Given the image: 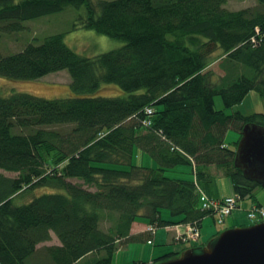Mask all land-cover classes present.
Returning <instances> with one entry per match:
<instances>
[{"label":"trees","instance_id":"16d2710c","mask_svg":"<svg viewBox=\"0 0 264 264\" xmlns=\"http://www.w3.org/2000/svg\"><path fill=\"white\" fill-rule=\"evenodd\" d=\"M227 4L0 0V37L24 30L27 20L75 7L85 9L75 27L125 41L85 56L59 32L21 51L0 52L1 76L34 81L63 69L71 75L69 96L0 92V169L18 173L0 172V264H116L115 253L140 240L131 229L143 219L149 242L159 227L183 224L200 231L208 215L217 222L215 209L204 208L201 197V190L211 193L215 168L231 176L238 203L254 196L261 185L234 160L244 126H264V112L228 113L216 108L215 97L222 96L225 108L251 90L264 98V0L239 9ZM105 84L126 94L102 95ZM231 130L239 136L228 142ZM136 148L156 166L134 164ZM177 166L189 167L193 177L166 174ZM42 187L61 191L14 203ZM163 209L173 218H163ZM104 219L111 220L107 229ZM52 233L61 244L41 248ZM175 240L193 243L186 234Z\"/></svg>","mask_w":264,"mask_h":264},{"label":"rangeland","instance_id":"374dc122","mask_svg":"<svg viewBox=\"0 0 264 264\" xmlns=\"http://www.w3.org/2000/svg\"><path fill=\"white\" fill-rule=\"evenodd\" d=\"M93 1L97 3L99 0ZM227 5L231 9H239L242 7L256 5V0H228ZM80 14H85V9L69 7L62 12L27 20L25 22L26 28L24 30L15 33H4L1 35L0 52L7 55L21 51L28 43H40L46 36L59 32L65 33V41L71 48L85 56H94L111 49L119 48L125 44V41L122 39L111 37L94 29H88L82 26L75 27V23L77 22ZM213 68L217 71V73H223L217 63L213 64ZM70 83L71 75L68 69L53 72L44 78L34 81L16 80L0 75V92L4 95L10 94L11 92H29L44 98L52 99L69 96L71 94ZM101 92L104 93L102 95L107 96L126 94L122 88L116 84H105ZM215 105L217 109H226L228 113L235 111H241L244 114L264 112V98L258 90H251L241 103L236 104L231 108H225L222 96L218 95L215 97ZM238 136L239 134L237 132L233 130L229 131L227 135L228 142H233ZM139 151H141L142 155L137 157V155L134 154L133 163L141 166L152 167L148 162L149 159L152 160L153 158L143 149H139ZM154 166H156V163ZM182 170H186V172H182ZM214 171H218V173L214 174L215 181L211 184L212 192L214 193H208L210 198H217V194H221V197L223 198L234 194L235 188L231 176L223 173L221 170H217V168H215ZM0 172H3L5 175L11 177H16L18 175V173L5 171L3 169H0ZM166 174L173 177L181 176L182 174L185 178L193 177L191 169L185 166H177L175 170L169 169L166 171ZM60 191L61 190L59 189L51 187L35 188L31 191L21 193L15 198L14 203L18 205L23 204L39 194ZM259 202L264 205L263 186H258V188L255 189L253 197L246 198L244 200L242 199L240 201V207L235 212L237 215L235 218L239 219L244 216L245 220L236 221V223H240V225L242 223H248V219L246 217L247 210L251 205ZM162 215L165 219H169L172 216L169 209H163ZM101 224L102 228L107 229L111 224V220L109 221L104 219ZM229 224L230 221H228V225ZM228 225L218 224L213 215H208L203 220L200 236L198 237L200 239L194 240L193 243L190 242L186 244L177 242L175 237H180L185 234L188 235V233L193 231L192 229L187 228L183 232L182 228L176 227L175 225L169 229L167 227H159L157 228V232L154 236V244H152V246L147 245L145 248L150 251L151 247H153L155 250L154 255L160 256L158 254L164 255L176 250L183 252L189 247H202L206 245L214 236L226 230ZM55 244H61V242L56 234L52 233L51 239L41 243L40 246L42 248L47 245ZM119 250L115 253L114 262L116 264H125L128 253L124 250ZM130 258L131 255H129V259ZM131 260L133 262L132 264H134L133 259Z\"/></svg>","mask_w":264,"mask_h":264},{"label":"water","instance_id":"95a60500","mask_svg":"<svg viewBox=\"0 0 264 264\" xmlns=\"http://www.w3.org/2000/svg\"><path fill=\"white\" fill-rule=\"evenodd\" d=\"M243 175L264 187V126L248 123L234 160ZM152 264H264V221L224 230L201 248Z\"/></svg>","mask_w":264,"mask_h":264},{"label":"crops","instance_id":"0c3cea01","mask_svg":"<svg viewBox=\"0 0 264 264\" xmlns=\"http://www.w3.org/2000/svg\"><path fill=\"white\" fill-rule=\"evenodd\" d=\"M139 149H141V148H136L135 151H134V154H136L137 157H140L142 155V153H141V151H139ZM148 163L151 166L155 165V161L153 159L152 160L149 159ZM213 193L214 192H212V190H211V194H213ZM217 195H218V197L221 196V194H217ZM255 204L263 205L261 202L255 203ZM235 212L232 214L233 216H230L228 218V221H230V224L228 225V223H227L228 226L226 228H232V227L248 225V223H242L241 225H240V223H236V221H241V220H245V219H244V216L242 218L240 217L239 219L238 218L236 219L235 217H237V215L235 214ZM236 224H239V225H236ZM175 226L182 228L183 232L185 231V229L188 228V225H183V224H179V225H175ZM148 227H149V223L146 220H144V219L134 222V224L132 226V229H131V233L133 235L141 236V237H140V240L134 241V242L130 243L127 246H124L123 248H121L119 250V251H123L124 250V251H126L128 253L126 261H125V264H132L133 262H132L131 259H133L134 263L138 261V262H140V264H151V263L157 262L158 259L160 260L162 257H164L166 255V254H164V255L158 254L160 256H155L154 255V251L155 250L153 249V247H151L150 251H148L145 248V246H147V245L148 246H152V244H154V241H155V238H153V241L149 242L148 236H147L148 235V231H147ZM171 227L172 226L168 227V229L171 228ZM176 251H178V250H176ZM129 255H131L130 259H129Z\"/></svg>","mask_w":264,"mask_h":264},{"label":"built area","instance_id":"2783aa9c","mask_svg":"<svg viewBox=\"0 0 264 264\" xmlns=\"http://www.w3.org/2000/svg\"><path fill=\"white\" fill-rule=\"evenodd\" d=\"M148 113H152L151 108H147ZM202 202L204 208H214L216 211V220L219 224H225L227 218L237 209L238 207V197L237 195H231L224 197L222 199H212L206 193H202ZM248 218L251 221L264 219V208L253 206L248 211ZM152 229V228H151ZM193 231L188 233L187 238L190 240H196L200 236V231L195 228H190Z\"/></svg>","mask_w":264,"mask_h":264}]
</instances>
